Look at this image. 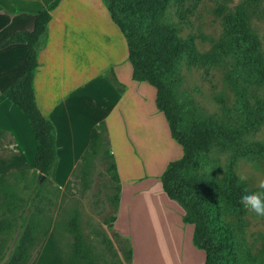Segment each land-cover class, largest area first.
<instances>
[{"label": "rangeland", "instance_id": "obj_1", "mask_svg": "<svg viewBox=\"0 0 264 264\" xmlns=\"http://www.w3.org/2000/svg\"><path fill=\"white\" fill-rule=\"evenodd\" d=\"M127 1L130 0L125 1V8L129 9L131 3ZM241 6L248 12L250 29L264 58V0H203L186 21H181L171 6L158 23L174 31L176 42L190 43L198 55L207 56L223 37L224 17ZM133 27L145 36L152 35L154 29L151 21H136ZM100 50L103 52L99 54L107 53L106 48ZM183 54L165 74L183 123L224 130L230 135L212 143L195 171L197 182L213 195L209 199L211 229L226 250L229 264H264V217L235 209L226 193L231 172L249 190L257 189L258 182L264 179V158L254 151L257 144L264 145V116L260 111L264 106V85L230 75L229 58L207 65ZM98 58L100 62L95 60ZM98 58L90 59V72L100 67L102 60ZM113 74L108 71L106 78ZM132 81V104L123 105L120 111L126 116L114 115L116 128H122L114 138L122 171L118 174L121 186L129 187L126 207L131 214L121 213L117 204L118 184L106 156V152L112 154L113 141L105 135L99 154L79 163L62 185L56 173L54 177L43 176L35 169L5 173L7 178L0 187V221H8L0 229L3 255L9 254L33 222L38 245L52 234L70 262L75 240L69 225L78 217L84 250L92 263L79 258L77 264H205V252L192 242L194 227L183 222L182 208L168 198L161 184L162 173L170 162L183 156V149L171 138L166 118L156 107V89ZM9 105L15 110L14 125L31 138L36 149L30 123L18 107L11 102ZM118 119L124 122L119 124ZM144 121L151 128L145 129L147 144L133 135L145 132L137 126H144ZM9 143H14L12 136L0 134V149ZM144 144L147 148L141 147ZM242 175L246 177L244 181L240 180ZM130 215L134 219L128 217V222L126 216Z\"/></svg>", "mask_w": 264, "mask_h": 264}, {"label": "trees", "instance_id": "obj_2", "mask_svg": "<svg viewBox=\"0 0 264 264\" xmlns=\"http://www.w3.org/2000/svg\"><path fill=\"white\" fill-rule=\"evenodd\" d=\"M61 1L54 0L37 14L34 29L31 32L16 33L0 46L5 47L13 43L26 45L23 74L0 94V104L10 101L18 107L30 123L37 143L34 157L35 171L46 177L55 176L59 163L56 145L57 132L55 125L45 118L37 105L34 80L39 66L38 53L47 40L48 25L52 19L51 13ZM102 1L112 21L126 39L128 60L132 66V79L136 82L147 83L156 89V107L166 118L171 138L183 149V156L170 162L162 173V189L170 200L182 208L183 222L194 226L192 242L196 248L205 252V264H229L230 262L225 259L226 250L216 238L210 225L209 199L213 195L197 182L195 171L212 143L221 137L230 135L224 130L218 131L203 125L184 124L174 92L166 82L165 74L186 52L190 60L207 65L229 58L232 68L230 75L254 79L264 85V58L260 54L258 41L250 29L248 12L245 7L241 6L227 14L223 21L222 39L211 54L200 56L192 44L176 42L174 31L168 26H161L158 20L171 6H174L178 18L186 21L196 12L203 0H130L127 1L131 3L129 9L125 8L126 0ZM189 1L192 3L187 6L186 3ZM126 10L127 12L124 13ZM136 21H151L154 25L152 35L145 36L136 30L133 27V22ZM108 80L119 93H124L125 86L114 74ZM260 111L264 116L263 105ZM0 134L6 133L0 130ZM105 135L108 136V129L106 123L102 121L92 129L90 143L81 158L82 163L88 162L90 158L99 154ZM12 144L9 143L8 146ZM254 151L264 158V145L257 144ZM106 156L111 161L110 171L118 184L117 192L120 194L121 181L114 157L109 152H106ZM6 178V174L0 175V187L4 185ZM228 183L226 187L228 200L235 209L242 211L244 207L240 200L247 187L239 183L233 172L230 173ZM119 203L120 195L117 196V204ZM115 220L116 218L113 217L112 222ZM6 224L8 221H0V229ZM69 227L74 236L75 250L70 262L62 254L65 263L77 264L79 258L90 260L92 263L90 255L84 250L85 242L78 217L70 222ZM37 246L36 227L32 222L27 226L22 237L16 240L8 255H3L0 249V264H28L32 250Z\"/></svg>", "mask_w": 264, "mask_h": 264}, {"label": "crops", "instance_id": "obj_3", "mask_svg": "<svg viewBox=\"0 0 264 264\" xmlns=\"http://www.w3.org/2000/svg\"><path fill=\"white\" fill-rule=\"evenodd\" d=\"M53 1L0 0V46L16 33L31 32L37 14ZM51 15L46 43L38 53L34 90L39 109L56 127L57 181L61 185L65 183L66 176L82 162L92 129L102 121L107 125L108 140L113 141L112 155L120 173V155L114 138L122 128H116L114 115L126 116L120 111L123 105L132 104L130 93L134 87L126 39L112 21L102 0H62ZM70 44L73 46L70 47ZM101 48H106L107 55L99 54L103 52ZM26 50V45L21 43L0 47V94L22 76ZM98 57L102 60L100 67L90 72V59ZM95 60L100 62L99 58ZM111 70L126 86L123 94L106 78ZM9 102L0 104V130L12 136L14 143L0 149L1 175L35 169L37 143L35 149L31 138L25 137L14 125L12 114L15 110ZM123 122L124 119L119 120V124ZM143 125L140 127L137 124L145 132L133 135L147 144L145 129L150 125L145 121ZM119 177L122 180L121 174ZM128 188L121 186L120 212L129 211L131 214L132 210L126 207ZM128 217L134 219V216H126L128 222ZM28 264H66L52 234L32 251Z\"/></svg>", "mask_w": 264, "mask_h": 264}, {"label": "clouds", "instance_id": "obj_4", "mask_svg": "<svg viewBox=\"0 0 264 264\" xmlns=\"http://www.w3.org/2000/svg\"><path fill=\"white\" fill-rule=\"evenodd\" d=\"M245 176H241L240 180L244 181ZM240 203L245 210H249L258 217H264V179L258 182L256 191L245 188V194L242 195Z\"/></svg>", "mask_w": 264, "mask_h": 264}, {"label": "water", "instance_id": "obj_5", "mask_svg": "<svg viewBox=\"0 0 264 264\" xmlns=\"http://www.w3.org/2000/svg\"><path fill=\"white\" fill-rule=\"evenodd\" d=\"M44 176V175H43Z\"/></svg>", "mask_w": 264, "mask_h": 264}]
</instances>
